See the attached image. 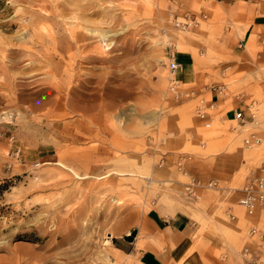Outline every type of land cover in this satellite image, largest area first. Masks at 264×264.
Segmentation results:
<instances>
[{"label":"rangeland","instance_id":"obj_1","mask_svg":"<svg viewBox=\"0 0 264 264\" xmlns=\"http://www.w3.org/2000/svg\"><path fill=\"white\" fill-rule=\"evenodd\" d=\"M169 3L0 0V264H141L112 239L146 217L187 226L188 250L165 264L240 261L250 223L234 206L236 190L264 162V94L253 97L257 123H224L226 108L211 112L209 127L198 124L196 107L209 94L175 99L167 55L214 31L205 20L174 28ZM200 70L210 88L223 84ZM252 133L261 143L247 147ZM237 145L245 166L228 185L186 195L189 176L201 180L211 158ZM181 156L190 159L183 171Z\"/></svg>","mask_w":264,"mask_h":264},{"label":"crops","instance_id":"obj_2","mask_svg":"<svg viewBox=\"0 0 264 264\" xmlns=\"http://www.w3.org/2000/svg\"><path fill=\"white\" fill-rule=\"evenodd\" d=\"M174 3H169L172 17L183 19V15L192 13L188 11L189 8L199 7V11L206 14L205 29L213 28L214 31L209 32L210 36L195 33L194 38L198 47L195 43L184 44L183 51L176 55L177 61L181 65L179 75L181 82L190 85L188 91H192L194 98L209 94V101L214 103V109L219 115H223L222 111L226 108L229 109L223 117L220 116L223 119H221L222 122H233L234 112L242 111L245 124L252 125L250 124L251 113L257 117L259 109L255 107L260 104L253 97L260 95L261 92L264 94V0H179V4ZM199 26L196 28L198 29ZM215 52L217 55L213 57ZM212 60L219 61L210 67L208 63L213 62ZM201 67L210 68L214 73L217 72L221 79L218 83H223V92L215 93L212 87L207 86L205 81L210 77L205 71L201 72ZM227 72H230L231 75L227 76ZM230 77L233 79L231 87L228 82ZM196 121L198 124L202 123L197 118ZM195 123L194 119L190 120L191 128L189 129L192 132ZM257 125L264 138V128H261L262 125L264 126V116ZM240 148L241 145H237L234 149L222 151L217 154L218 156L211 158L205 166L208 172H205V175L201 177V181L203 179L214 180L217 182V186L220 182L228 185L236 173L245 166V152ZM251 173L254 174L253 171ZM238 189L234 206L239 197ZM237 211L239 215L243 213L239 207ZM247 222L249 223V220ZM251 222L264 227V214L259 219L257 216L253 217ZM186 227L183 221L173 220L168 225H161L156 219L146 217L141 220L139 228L132 230L135 231L132 242H122L123 237L128 235L127 233L118 238H121L119 240H121L122 246H126V243L130 245L131 252H137L140 255L138 259L141 264H165L169 259L173 260L177 256H183L188 250L190 241H187V237L183 236ZM139 238L144 242L143 248L140 249L136 247ZM256 245V242L253 244L247 242V246L250 247L253 254L264 263V243L261 247ZM117 250L123 252L120 249ZM191 261L189 264H205L198 256H193ZM224 263L231 264L229 262L206 264ZM232 264H243L242 257L240 256V261L237 260Z\"/></svg>","mask_w":264,"mask_h":264},{"label":"built area","instance_id":"obj_3","mask_svg":"<svg viewBox=\"0 0 264 264\" xmlns=\"http://www.w3.org/2000/svg\"><path fill=\"white\" fill-rule=\"evenodd\" d=\"M170 3H178L179 0H168ZM206 14L202 11H199L198 14L189 13L183 15V19H179L173 17V26L179 30H189L191 27L195 28L199 24V20L205 19ZM167 71L169 79L168 88L171 94L175 97V99L180 100L184 97H190L192 94L188 91L180 90V80L179 74L181 72V65L177 61L176 53L174 50H170L167 55ZM223 85H217L212 87V90L215 93L223 92ZM214 103L211 101H204L201 99L199 101L198 106L196 107L197 118L200 122L203 123V126L206 128L209 127L211 120L214 117ZM256 116L254 113H251V121L254 123L256 121ZM233 120L237 122V124L245 126L244 115L242 111H235ZM257 123V121H256ZM256 127V126H255ZM244 144L247 147H251L252 145H259L261 143L260 139L252 133L248 139H244ZM190 160L189 156H181L177 159L176 165L178 170L183 171L186 165V162ZM185 173V172H183ZM217 187V182L210 181H201L193 176H189L187 182L184 184V190L186 195L191 198H197L199 191L209 188ZM239 197L237 200V204L242 208L245 217L249 220V227L247 229V239L250 244L256 242V246L261 247L264 243V227L258 226L256 223H252L253 217L257 216L258 219L264 213V162L260 165L258 172L247 179L245 183L238 189ZM231 209H228V217L231 220H235L236 216L231 213ZM240 256L242 257L243 264H264L259 257L255 256L253 252L250 250L249 246H246L240 252Z\"/></svg>","mask_w":264,"mask_h":264},{"label":"trees","instance_id":"obj_4","mask_svg":"<svg viewBox=\"0 0 264 264\" xmlns=\"http://www.w3.org/2000/svg\"><path fill=\"white\" fill-rule=\"evenodd\" d=\"M134 237H135V231H132L130 235L123 237L122 242L124 241V242L130 243V242L133 241ZM112 243H114L116 248H118V249H120L122 251H125V252H129L130 251V246H127V247L124 246V245L122 246L121 240H119V239L113 238L112 239Z\"/></svg>","mask_w":264,"mask_h":264},{"label":"bare ground","instance_id":"obj_5","mask_svg":"<svg viewBox=\"0 0 264 264\" xmlns=\"http://www.w3.org/2000/svg\"><path fill=\"white\" fill-rule=\"evenodd\" d=\"M167 1H168V0H167ZM181 20H182V18H181ZM202 20H204V19H202ZM200 21H201V20H199V23H200ZM172 25H173V24H172ZM198 25H199V24H198ZM198 25H197V26H198ZM197 26H196V27H197ZM173 27H174V26H173ZM196 27H195V28H196ZM190 29H194V28L191 27ZM190 29H189V30H190ZM178 30H179V29H178ZM189 30H183V29H182V30H180V31L188 32ZM174 51H176L175 48H174ZM167 76H168V75H167ZM167 80H169V79H167ZM219 119L221 120L222 118L219 117ZM234 122L237 124V122H236L235 120H234ZM237 125H238V127H240V128L243 127V126H241V125H239V124H237ZM204 189H205V188H204ZM237 205H238V204H237ZM238 207H239V206H238ZM239 208L242 209L241 207H239ZM242 211H243V210H242ZM107 242H108V241H107ZM105 243H106V242H105Z\"/></svg>","mask_w":264,"mask_h":264}]
</instances>
